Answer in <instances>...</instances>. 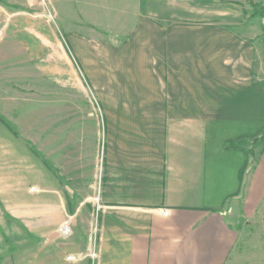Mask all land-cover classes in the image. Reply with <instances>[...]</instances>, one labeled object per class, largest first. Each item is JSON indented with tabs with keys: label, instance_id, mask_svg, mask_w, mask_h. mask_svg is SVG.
<instances>
[{
	"label": "crops",
	"instance_id": "0c3cea01",
	"mask_svg": "<svg viewBox=\"0 0 264 264\" xmlns=\"http://www.w3.org/2000/svg\"><path fill=\"white\" fill-rule=\"evenodd\" d=\"M86 10L123 40L97 89H0V260L264 264L261 20L246 0Z\"/></svg>",
	"mask_w": 264,
	"mask_h": 264
},
{
	"label": "rangeland",
	"instance_id": "374dc122",
	"mask_svg": "<svg viewBox=\"0 0 264 264\" xmlns=\"http://www.w3.org/2000/svg\"><path fill=\"white\" fill-rule=\"evenodd\" d=\"M74 1L23 0L11 7L0 3V89L15 99L24 95L35 102L43 92L53 90L63 95L99 87L100 64L116 66L114 46L123 40L96 14L87 19L86 9L102 7L109 11L115 0L102 4L94 0L86 7ZM246 1L253 16L258 17L253 7L264 10L253 0ZM105 42L113 47H105ZM260 141H264V133ZM257 142L259 138L253 147ZM249 232L252 228L245 229L244 235L250 236L245 242L256 246L258 232ZM4 262L18 264L17 260H0V264Z\"/></svg>",
	"mask_w": 264,
	"mask_h": 264
},
{
	"label": "trees",
	"instance_id": "16d2710c",
	"mask_svg": "<svg viewBox=\"0 0 264 264\" xmlns=\"http://www.w3.org/2000/svg\"><path fill=\"white\" fill-rule=\"evenodd\" d=\"M251 1V0H249ZM254 6V5H253ZM252 6V7H253ZM255 9V15L258 16L261 20V23H262V30H263V39H264V10H261L259 7L255 6L253 7ZM236 146L234 145L233 142H230L228 145H227V149H232V148H235Z\"/></svg>",
	"mask_w": 264,
	"mask_h": 264
},
{
	"label": "built area",
	"instance_id": "2783aa9c",
	"mask_svg": "<svg viewBox=\"0 0 264 264\" xmlns=\"http://www.w3.org/2000/svg\"><path fill=\"white\" fill-rule=\"evenodd\" d=\"M59 234L63 237H67L70 235L69 221L67 220L58 230ZM70 259V258H69Z\"/></svg>",
	"mask_w": 264,
	"mask_h": 264
}]
</instances>
